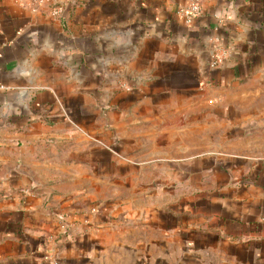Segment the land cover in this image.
<instances>
[{
	"label": "crops",
	"instance_id": "1",
	"mask_svg": "<svg viewBox=\"0 0 264 264\" xmlns=\"http://www.w3.org/2000/svg\"><path fill=\"white\" fill-rule=\"evenodd\" d=\"M59 1L0 0V264H264V0Z\"/></svg>",
	"mask_w": 264,
	"mask_h": 264
},
{
	"label": "built area",
	"instance_id": "2",
	"mask_svg": "<svg viewBox=\"0 0 264 264\" xmlns=\"http://www.w3.org/2000/svg\"><path fill=\"white\" fill-rule=\"evenodd\" d=\"M38 5H43L46 3H50L51 7V14L56 17L60 18L62 14L65 12L66 7L65 4L60 2L59 0H36ZM202 11V0H188V3L185 6L179 8V14L184 19L185 23L190 24L192 23L195 18L201 13ZM119 86L122 90H131L132 84L127 80L121 81ZM103 146L106 148L111 149V146L105 145L102 143Z\"/></svg>",
	"mask_w": 264,
	"mask_h": 264
},
{
	"label": "rangeland",
	"instance_id": "3",
	"mask_svg": "<svg viewBox=\"0 0 264 264\" xmlns=\"http://www.w3.org/2000/svg\"><path fill=\"white\" fill-rule=\"evenodd\" d=\"M94 237V236H93ZM93 250L92 255V264H133V259L131 256H123L119 260L116 259V251H110V257L106 260L105 257H102L101 251L99 249V244Z\"/></svg>",
	"mask_w": 264,
	"mask_h": 264
}]
</instances>
